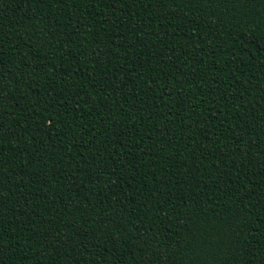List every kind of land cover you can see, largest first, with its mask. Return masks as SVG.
Returning a JSON list of instances; mask_svg holds the SVG:
<instances>
[{"label":"trees","instance_id":"obj_1","mask_svg":"<svg viewBox=\"0 0 264 264\" xmlns=\"http://www.w3.org/2000/svg\"><path fill=\"white\" fill-rule=\"evenodd\" d=\"M0 264H264V0H0Z\"/></svg>","mask_w":264,"mask_h":264}]
</instances>
